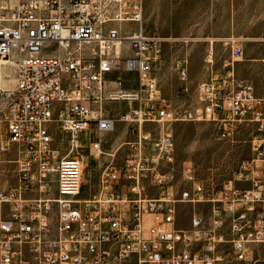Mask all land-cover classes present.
Wrapping results in <instances>:
<instances>
[{"label": "built area", "instance_id": "1", "mask_svg": "<svg viewBox=\"0 0 264 264\" xmlns=\"http://www.w3.org/2000/svg\"><path fill=\"white\" fill-rule=\"evenodd\" d=\"M144 7L145 0H0V62L14 65V86L0 79V137L21 148L17 183L0 189V264H225V246L239 261H258L264 97L236 75L242 38L221 39L230 57L220 69L207 58L198 104L177 106L155 72L163 42L176 38L147 34ZM189 61L174 60L182 80ZM123 68L136 89L121 88L124 78L114 74ZM117 100L129 107L112 115L106 104ZM180 121L215 122L227 140L253 124L252 154L220 186L204 183L192 164L179 183L176 142L165 126ZM118 122L131 138L108 153L103 135ZM56 126L65 134L59 142ZM82 148L92 159L110 157L88 196ZM181 203L194 206L188 227L178 223ZM198 203L208 211H197Z\"/></svg>", "mask_w": 264, "mask_h": 264}, {"label": "rangeland", "instance_id": "2", "mask_svg": "<svg viewBox=\"0 0 264 264\" xmlns=\"http://www.w3.org/2000/svg\"><path fill=\"white\" fill-rule=\"evenodd\" d=\"M144 30L147 34L176 38L163 42L162 56L156 62L155 72L158 76L162 94L171 99L177 106H196L198 104V85L205 80L209 71L206 60L213 57L215 65L220 69L224 59L230 57L221 39L231 34L242 38L245 48L243 59L235 62V72L239 78L254 83L256 92L264 97V0H145ZM190 37L185 41L181 38ZM213 41V46L211 44ZM212 46V47H211ZM187 55L189 75L180 79L174 68V60L178 56ZM5 70V72H4ZM2 71L1 83L14 86V65L7 64ZM114 76H122L121 88L136 89L137 81H133V73L124 68ZM6 77V78H5ZM7 84H6V83ZM136 106L137 102H133ZM129 107V103L117 100L106 104L110 114L119 115ZM95 129V126L92 125ZM57 142L65 138V134L56 126L53 127ZM165 130L172 132L176 142L175 168L176 178L181 183L183 166L192 164L196 174L206 184L220 186L224 181L233 178L238 165L251 156V138L255 133L253 124L244 123L234 139L221 137L218 125L212 121H180L167 123ZM2 133L5 135V128ZM103 149L112 152L119 141L130 139L127 126L117 123L114 132L103 135ZM81 143L87 144L85 134ZM68 152L67 143L61 144ZM84 155L85 186L83 195L95 194L101 168L110 160L103 155L92 159L88 148L80 149ZM21 148L18 143L7 144L5 136L0 137V189L9 190L17 183L18 160ZM121 157V152L118 154ZM149 195H157L158 191L150 190ZM197 211H208L207 203L195 205ZM194 206L191 203L179 205L178 223L182 227L189 226V219ZM226 248L225 264H264V245L255 251L254 261H239Z\"/></svg>", "mask_w": 264, "mask_h": 264}, {"label": "bare ground", "instance_id": "3", "mask_svg": "<svg viewBox=\"0 0 264 264\" xmlns=\"http://www.w3.org/2000/svg\"><path fill=\"white\" fill-rule=\"evenodd\" d=\"M9 62H6V61H1L0 62V75H2V71L4 70V69H6V67H7V64H8ZM4 72H5V70H4ZM2 78V80L3 81H5L4 79H3V76H1ZM6 78V77H5ZM6 83V82H5ZM7 84V83H6Z\"/></svg>", "mask_w": 264, "mask_h": 264}, {"label": "crops", "instance_id": "4", "mask_svg": "<svg viewBox=\"0 0 264 264\" xmlns=\"http://www.w3.org/2000/svg\"><path fill=\"white\" fill-rule=\"evenodd\" d=\"M124 125H126V124H124Z\"/></svg>", "mask_w": 264, "mask_h": 264}]
</instances>
